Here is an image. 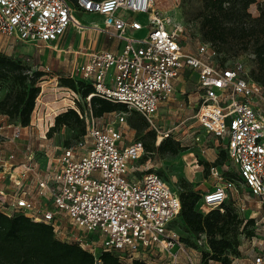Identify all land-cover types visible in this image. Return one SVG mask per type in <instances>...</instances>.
<instances>
[{
	"label": "built area",
	"instance_id": "1",
	"mask_svg": "<svg viewBox=\"0 0 264 264\" xmlns=\"http://www.w3.org/2000/svg\"><path fill=\"white\" fill-rule=\"evenodd\" d=\"M75 12L99 22L85 24ZM139 15H145L144 24ZM143 30V37H135ZM69 31L79 40L63 51L72 56L64 77L93 89L85 98L86 108H72L84 121V135L45 161H35L32 153L19 160L13 153L0 159V213L50 226L56 239L88 252L93 264H103V253L122 264H197V248L207 247L205 234L194 236L195 247L180 240L171 227L180 211L179 197L154 171L135 176L132 170L128 177L130 165L144 153L143 143H124L122 114L99 127L89 99L95 96L134 110L164 139L169 134L158 131V110L172 97L176 80L191 71L197 84L193 123L215 142L224 141L239 180L264 206V88L242 62L219 60L208 42L199 41L195 53L187 52L185 26L158 10L154 0H76V5L69 0H0V41L10 49L50 45ZM100 36L116 42L99 48ZM19 59L26 65L30 60ZM7 127V139L15 142L19 126ZM233 187V178H219L201 195L199 209L218 208ZM66 223L74 234L65 231ZM255 238L247 237V242ZM251 251V264H264V254L258 248Z\"/></svg>",
	"mask_w": 264,
	"mask_h": 264
},
{
	"label": "rangeland",
	"instance_id": "2",
	"mask_svg": "<svg viewBox=\"0 0 264 264\" xmlns=\"http://www.w3.org/2000/svg\"><path fill=\"white\" fill-rule=\"evenodd\" d=\"M203 0H154V6L163 13L171 16L174 22L182 23L186 32L183 36L184 47L187 52L195 53L197 42L201 41V31L199 28V12L202 10ZM264 1V0H259ZM252 16L257 14L256 6L252 5L248 9ZM75 17L81 22L88 24L93 20L91 15L75 12ZM137 20L145 23V15H139ZM146 30L137 33L135 37L141 38ZM77 34L70 31L65 36L63 42L58 48L73 47ZM108 43H114L115 40L103 39ZM8 42L0 41L1 53L14 57L25 59L29 57L27 67L28 75L32 76L35 71H41L44 74L35 80L39 86V93L35 99L34 108L30 115V121L27 126L19 125V117L9 112V95L17 91L20 86L12 77L6 78L0 82V159L13 153L19 160L25 155L33 154L35 161H45V159L57 157L61 149L67 145L78 141L81 137V126L67 125L61 126L56 130L49 132L54 124V117L64 112L66 109L74 108L82 110L86 108L87 101L78 91L70 90L60 83V78L65 72L63 66V54L53 50L54 46L47 47L42 43L39 46L14 45L12 49L8 47ZM70 44H73L69 46ZM216 49V47H215ZM217 58L221 61L225 58L226 62L240 61L251 77V71L256 73L258 66L254 54L250 49L243 50L241 46L232 45L216 49ZM49 69L46 71V69ZM197 84L195 75L191 71H184L174 84V93L170 100L158 110L157 117L161 119L158 122V131L168 133L170 137L179 139L182 144V151L175 155L161 153L157 147L162 139L155 136L153 141L148 127L138 128L132 126V123H143V118L134 110L116 109L111 113L103 114L97 118V125L104 126L106 123L113 122L118 114H122L125 125L124 143L139 140L143 143L144 153L128 170V177L133 174L138 176L140 171L150 170L158 173L170 186L171 190L180 198L182 192L187 188L197 193L199 197L208 189L219 183V178L223 180L233 178L234 187L229 192L227 199L222 203L233 210L238 219L242 220L237 230V237L232 241L230 248L223 251L219 258H205L203 255L208 247L203 244L197 248V264H251L252 248H258V252L264 254V206H262L256 197H253L249 190L242 184L237 176L236 166L224 151V141H214L211 134L202 129H198L193 123V115L197 106ZM261 108L262 105L260 104ZM181 121L184 123L181 124ZM7 125H18L20 136L15 142H10L6 135L10 134ZM194 135L199 137L198 141L193 139ZM148 147V149L145 148ZM217 171V174H214ZM130 172V173H129ZM216 209V208H214ZM212 210V209H210ZM209 209H199L206 214ZM223 212V211H220ZM253 217V223L247 225L246 221ZM65 231L69 235L74 234L72 228L67 223L64 224ZM172 229L182 237H189V234L179 218L171 224ZM248 231L255 235L254 243L247 242ZM95 238L97 234L90 233ZM193 241V238H188ZM191 239V240H190ZM192 247V246H187ZM173 248L172 251H175ZM182 259V256H180ZM129 264V262H124Z\"/></svg>",
	"mask_w": 264,
	"mask_h": 264
},
{
	"label": "trees",
	"instance_id": "3",
	"mask_svg": "<svg viewBox=\"0 0 264 264\" xmlns=\"http://www.w3.org/2000/svg\"><path fill=\"white\" fill-rule=\"evenodd\" d=\"M69 1L76 5V0ZM252 5L256 6L255 16L248 11ZM199 18L201 41L210 43L218 50L235 43L243 50L252 51L258 69L256 73L251 71V78L264 88V1L203 0ZM223 62H226L225 58ZM28 71L29 68L19 58H12L0 52V82L12 77L20 86L17 91L9 95L10 99L7 101H9V112L19 117L18 123L21 127L27 126L30 121L35 99L40 90L35 80L44 74L35 71L29 77ZM60 83L70 90L78 91L84 99L93 92L92 87L81 80L62 76ZM89 105L94 117H101L118 108L126 110L122 105L95 96L90 97ZM67 125L81 126V134L84 135V121L72 108L54 117V124L49 132ZM132 126L148 127L145 120L141 124L132 123ZM150 134L154 141L155 132L150 131ZM145 148L148 149L147 146ZM157 149L161 153L175 155L182 151L183 147L178 141L167 136L162 139ZM223 154H226L225 150ZM200 199L197 193L188 188L182 192L179 198V214L171 224L178 218L182 220L189 237L178 235L186 246L195 247L194 236L199 233L205 234L208 250L203 255L207 259L208 257L217 259L224 250L230 248L232 241L229 237L233 241L236 239L242 220L238 219L232 209L222 204L203 214L199 211ZM219 208H222L223 212H220ZM253 222V219L246 221L247 225ZM247 234L248 237L252 236L251 231ZM190 237L193 238L192 242L188 239ZM101 260L103 264H122L110 253H103ZM0 264H93V258L79 246L56 239L48 225L32 222L22 215L6 217L0 213ZM132 264L146 263L134 260Z\"/></svg>",
	"mask_w": 264,
	"mask_h": 264
},
{
	"label": "crops",
	"instance_id": "4",
	"mask_svg": "<svg viewBox=\"0 0 264 264\" xmlns=\"http://www.w3.org/2000/svg\"><path fill=\"white\" fill-rule=\"evenodd\" d=\"M93 18H91V19H93V20H90L89 22H99V19H98V17H94V16H92ZM70 32V31H69ZM67 35V34H66ZM65 35V36H66ZM65 36L61 39V40H59V41H57V42H55V43H52V44H50L51 46H54L53 47V50L54 51H57L58 53H62L63 54V51H65V50H68V49H71V48H73V47H70V48H68V49H66V48H58L57 49V46H59V44L61 43V42H63L64 41V39H65ZM84 36V35H83ZM101 37L102 36H100L99 38H98V43H97V46L100 48V46L102 45V44H104L105 43V41L104 40H100L101 39ZM103 39H105L104 37H102ZM78 40H79V36H78V34H77V37H76V39H75V42L73 43L74 45H76L77 44V42H78ZM73 44H70L69 46H71V45H73ZM106 44H109V46H111V42L110 43H106ZM43 45H45V46H47V47H50V45H47V44H43ZM73 45V46H74ZM71 55H67V54H63V66L65 67V72H64V74H63V76L69 71V69H70V62H69V60L71 59Z\"/></svg>",
	"mask_w": 264,
	"mask_h": 264
}]
</instances>
